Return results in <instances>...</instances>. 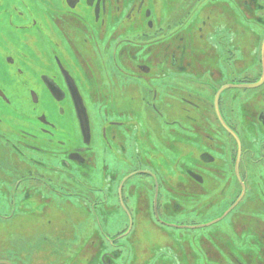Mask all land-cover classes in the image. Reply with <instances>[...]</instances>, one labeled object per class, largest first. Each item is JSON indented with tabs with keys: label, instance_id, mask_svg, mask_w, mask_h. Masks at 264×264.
I'll return each instance as SVG.
<instances>
[{
	"label": "flooded vegetation",
	"instance_id": "1",
	"mask_svg": "<svg viewBox=\"0 0 264 264\" xmlns=\"http://www.w3.org/2000/svg\"><path fill=\"white\" fill-rule=\"evenodd\" d=\"M0 67V264H264V0H0Z\"/></svg>",
	"mask_w": 264,
	"mask_h": 264
},
{
	"label": "rangeland",
	"instance_id": "2",
	"mask_svg": "<svg viewBox=\"0 0 264 264\" xmlns=\"http://www.w3.org/2000/svg\"><path fill=\"white\" fill-rule=\"evenodd\" d=\"M0 70H1V67H0ZM4 74V72H1L0 71V76H2ZM46 110H45V112L47 111V110H49V111H51V107L49 106V105H47L46 104ZM49 114V113H48ZM261 175V174H260ZM263 177V179H264V175L262 176ZM214 214L212 213V215L211 216H213ZM263 220H264V218H263ZM224 225V226H223ZM226 225L227 224H225V223H222V224H220V226H212V227H209V229H206V231L205 232H208V231H212V230H215V231H220V230H225L226 229ZM223 226V227H222ZM184 236H186V233L184 234ZM201 241H202V238H201ZM206 241H208V239L206 238ZM203 242V241H202ZM204 244V243H203ZM192 250H196V249H194V248H191Z\"/></svg>",
	"mask_w": 264,
	"mask_h": 264
}]
</instances>
